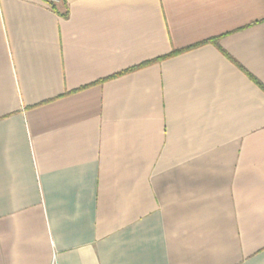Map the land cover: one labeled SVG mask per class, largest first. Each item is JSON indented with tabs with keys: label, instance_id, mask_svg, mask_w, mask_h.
I'll return each mask as SVG.
<instances>
[{
	"label": "crops",
	"instance_id": "0c3cea01",
	"mask_svg": "<svg viewBox=\"0 0 264 264\" xmlns=\"http://www.w3.org/2000/svg\"><path fill=\"white\" fill-rule=\"evenodd\" d=\"M262 85L264 0H0V264H264Z\"/></svg>",
	"mask_w": 264,
	"mask_h": 264
},
{
	"label": "trees",
	"instance_id": "16d2710c",
	"mask_svg": "<svg viewBox=\"0 0 264 264\" xmlns=\"http://www.w3.org/2000/svg\"><path fill=\"white\" fill-rule=\"evenodd\" d=\"M148 63V62H147ZM147 63H145V64H147ZM262 89L264 90V86L262 85Z\"/></svg>",
	"mask_w": 264,
	"mask_h": 264
}]
</instances>
